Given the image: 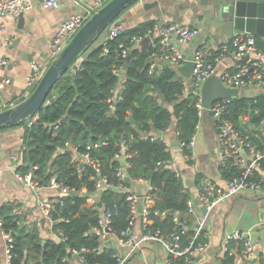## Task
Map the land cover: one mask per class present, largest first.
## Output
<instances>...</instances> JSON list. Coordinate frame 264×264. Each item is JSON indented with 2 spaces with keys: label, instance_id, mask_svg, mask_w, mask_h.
Returning <instances> with one entry per match:
<instances>
[{
  "label": "trees",
  "instance_id": "1",
  "mask_svg": "<svg viewBox=\"0 0 264 264\" xmlns=\"http://www.w3.org/2000/svg\"><path fill=\"white\" fill-rule=\"evenodd\" d=\"M153 26L152 21L140 22L122 28L113 38L99 41L103 29L82 51L92 46L91 50L84 57L78 55L60 76L47 96L50 101L42 104L36 112L38 115L20 120L25 125V135L17 170L25 172L32 166L39 184L47 185L54 175L57 181L77 194H63L54 202L51 216L54 219L52 228L59 232L57 238L42 237L37 225L25 222L24 216L12 211L11 200L0 204L1 228L9 232L13 240L9 264H69V259L75 255L72 249L82 247L85 250L75 255L83 257L81 264H117L119 254L113 246V238L106 245L93 234L94 227L99 225L101 207L114 206L116 212L110 216L109 230L114 239L123 237L131 219V192L111 185L100 192V206L98 203L86 205V201L96 193L94 185L99 175H105L110 184L119 181L116 168L122 164L114 154L119 150L121 139L128 144L130 153L129 164L125 167L129 179H123L122 184L127 187L139 178L149 181L148 192L153 204L148 208L151 222L146 227L166 236L173 229V216L178 214L182 218L185 214L191 196L184 189L178 170L162 163L171 159L164 137H141L142 133L164 131L174 118L176 136L183 152H187L185 143L194 135L199 120L195 97L183 93L184 82L175 68L163 65L149 72L150 54L156 48L151 43L140 47L130 43L133 36H144ZM254 36L256 45L264 51V41ZM126 45H129V52L122 58L120 51ZM120 63H124L121 97L110 107L107 100L117 81L114 66ZM230 98L225 116L246 140L260 148L262 140L258 134L264 132V94H238ZM246 114L253 128L244 123L242 117ZM67 139L79 151H87L98 161L99 173L91 165H84L80 172L75 169L73 153L63 149ZM97 140L104 143L87 148L91 141ZM259 165L264 166V157L259 159ZM220 168L227 179L240 174V169L230 162ZM259 174L255 169L252 176L255 178ZM169 209L173 212L169 213ZM186 223L189 224L187 220ZM193 233L194 229L188 227L184 243ZM203 234L201 230L196 242L207 240ZM2 251L0 241V263ZM232 262V255L226 252L223 264Z\"/></svg>",
  "mask_w": 264,
  "mask_h": 264
},
{
  "label": "crops",
  "instance_id": "2",
  "mask_svg": "<svg viewBox=\"0 0 264 264\" xmlns=\"http://www.w3.org/2000/svg\"><path fill=\"white\" fill-rule=\"evenodd\" d=\"M228 1L136 0L120 13L119 17L122 19L120 25L122 29L135 26L140 22L152 21L154 23L150 34L152 38L157 37L158 29L170 22L194 27L196 32L188 41L180 42L175 35L170 37L171 43L182 54L183 60L179 64H183L185 61L194 59L197 48L204 46L211 51H216L220 44L231 39L226 36L224 21L220 18V9ZM31 3L32 6L24 11L21 17L7 15L4 18L5 30L0 34V56L7 59V64L0 67V73L7 76L9 82L0 95V111L18 103L28 95L31 88L27 86V76L32 70L31 62L37 61L44 72L46 55L55 31L63 20L78 9L74 7L72 0H60L58 8L44 6L41 0H31ZM106 33L107 29L98 37L99 41L106 38ZM239 33L243 32L234 29L233 36ZM144 35L149 36L147 32ZM258 37L264 41L263 37ZM242 61L243 57L226 54L216 60V71L235 69ZM159 64V68L163 65H171L175 68V65L166 61ZM181 78L185 85L191 81L182 76ZM258 93L264 94L250 85L238 87L239 95L254 96ZM242 119L245 124L253 128L250 126L247 114ZM30 120L27 121L30 123ZM175 122L176 119L173 118L169 123L171 128L164 130L162 136L170 144V165L178 170L184 189L195 204L194 212L185 213L183 218L189 222L188 226L191 229L199 227L200 231H204L203 236L207 238L205 247L196 251L185 264H223L226 252L233 257V262L230 264H264V187L241 190L216 202L210 209H205L200 198L201 179L208 178L221 187H225L227 182V178L221 173L220 153L213 118L207 110L202 117H199L193 135L194 156L191 160L184 158L180 144H174V140L178 139ZM251 132L256 134L257 131ZM24 135L25 125L20 120L0 128V204L7 200H11L14 205L22 204L26 209L22 214L25 222L37 225L36 221L39 220L40 224L37 226L40 235L57 238L59 233L55 232L52 224L42 217L37 202L38 199H49L55 202L63 193L58 188L42 184L32 189L15 177V172L18 171V165L22 160L21 146ZM258 137L260 141L262 140L260 144L262 148L264 132L259 133ZM242 151L249 157L254 156V152L247 151L245 148ZM257 171L264 172V166L258 165ZM148 187L147 180L134 179L129 186L123 188L137 195L138 203H142V195L146 190L148 192ZM149 204H153V200ZM86 205H91L89 198ZM131 228L135 239L139 240L143 235V228L138 213L134 215ZM235 229L242 231L254 244L249 256L242 254L243 243L237 239L229 242V250L222 248L225 236ZM112 238L117 253L121 257H126L123 264H166V250L156 239L141 240L137 247L131 249L129 245L119 244L113 235L107 240L111 243ZM0 241L3 249L1 235ZM69 264H81V262L77 256L73 255L69 259Z\"/></svg>",
  "mask_w": 264,
  "mask_h": 264
},
{
  "label": "built area",
  "instance_id": "3",
  "mask_svg": "<svg viewBox=\"0 0 264 264\" xmlns=\"http://www.w3.org/2000/svg\"><path fill=\"white\" fill-rule=\"evenodd\" d=\"M60 0H41L44 6H51L58 8ZM108 0H72L75 9L65 20H63L57 30L55 31L51 43L50 49L46 55L45 68L51 63V61L59 54V52L66 46L76 31L83 25V23L91 17V15L100 7H102ZM140 1V0H138ZM32 6L31 0H0V34L5 30L4 18L7 15L18 16L24 11L28 10ZM121 30L120 23L116 22V19L112 20L107 25L106 38H113ZM196 32V29L190 25H181L176 22H170L160 29H158V35L155 38L151 37V29L148 30L150 42L156 49L152 51L149 59V72H154L159 67V63L166 61L172 65L179 64L182 60V54L177 47L171 43V35H175L180 42L188 41ZM146 36V35H144ZM144 36H133L130 43L134 45L138 44ZM10 40V39H9ZM106 47L104 48V50ZM217 51H211L207 47L201 46L195 50L194 53V66L192 70V78L188 85L184 84V94H191L195 97V105L198 110L199 117H202L204 111H209L216 130V138L219 147V163L220 166H225L228 162L240 169V174L235 175L227 179L226 186L221 187L211 181L208 178L201 179L200 183V198L205 209H210L216 202L225 199L231 195H234L244 189H261L264 187V172L253 178L254 170L259 165V159L264 157V144L263 147L258 149L249 140H246L241 133L234 127L233 122L225 116L231 101V96H224L217 98L213 101L210 108L206 109L201 101L200 85L209 76L217 74L219 79L227 86L230 87H241L244 85H250L255 87L258 91L264 93V51L256 45V38L251 33H239L233 36L229 41L220 44ZM129 52V45L123 46L120 51L122 58L126 57ZM230 54L233 57H243V61L235 69H226L221 72L216 71L215 62L220 57ZM7 64V59L0 56V67ZM78 65V63H76ZM31 71L27 76V86L34 88L38 83L42 70L40 64L37 61L31 62ZM73 67V66H72ZM124 63L114 66V73L117 75L116 84L111 88L112 95L108 98L110 107H114V104L120 99V90L123 87L124 80ZM9 78L0 73V95L4 87L8 84ZM50 98L47 97L44 101L48 103ZM38 113H35V116ZM34 116V117H35ZM33 117V118H34ZM32 118V119H33ZM31 121V120H30ZM171 127L167 125L165 128L169 130ZM163 132V131H162ZM150 135L151 139L158 136L155 133H142L141 137ZM104 143L103 140L91 141L87 148L98 147ZM195 143L194 136L185 143L187 152H184V158L191 160L193 158L192 147ZM180 144V142H179ZM119 150L114 154V157L119 158L122 156L125 160V164L116 168V175L118 182L110 184L108 178L105 175H99L95 180V192L89 197L91 204L95 205L100 200V192L106 187L113 185L117 189L123 188L122 180L127 177L125 167L129 164L127 157L130 156L128 151V144L124 139L119 142ZM165 147L167 150L170 149V144L165 141ZM256 147V148H255ZM254 152V156H247L243 153L242 149ZM63 149L70 150L73 153V165L77 171H81L84 165H91L99 173L98 161L92 158L87 151H79L77 146L74 145L70 140H65ZM250 160V162H248ZM164 164L171 163L170 159L162 161ZM33 168L29 167L25 172L16 171L15 177L27 185L28 187L35 189L38 187L39 182L36 180L33 174ZM141 179V178H139ZM49 186L60 189L63 194L69 193L70 189L63 185L60 181H57L55 176L52 175L49 179ZM143 202L141 203V211L137 209V203L139 197L133 193L129 195L131 204V219L129 226L124 231L123 237H117V241L122 245H129L131 249H134L139 245L141 240L156 239L164 246L166 250V264H185L190 257L196 252L202 250L206 242H196V237L200 233V228L194 229V233L188 238L187 243H184L183 237L188 229V224L185 218H181L178 214L173 216L174 226L170 233L166 236L158 233V231L151 232L146 225L149 223V202L153 200V197L149 192H144L142 195ZM38 208L42 213V217L49 223H53L54 219L51 216V209L54 207V202L49 199H38ZM195 210V204L192 198L187 200V210L185 213H193ZM12 211L16 214H24L26 209L22 204H15ZM116 212L114 206L103 205L101 207L99 225L94 227V232L101 241H105L110 238L111 232L109 230L108 223L110 216ZM159 213L158 210L154 211ZM138 213L141 217L143 235L139 240H136L132 233V223L134 215ZM36 224L39 225L40 221L37 220ZM2 218L0 216V235L3 239V258L0 264H9L10 248L12 235L2 230ZM59 233V232H58ZM240 240L243 243L242 254L249 256L253 251L254 244L245 236L243 232L239 230H233L228 233L222 245L224 250H229V242L231 240ZM85 248L72 249L75 255H79ZM80 262L83 261V257L80 255ZM126 258V257H125ZM124 257L118 255L117 264H123L125 261Z\"/></svg>",
  "mask_w": 264,
  "mask_h": 264
},
{
  "label": "water",
  "instance_id": "4",
  "mask_svg": "<svg viewBox=\"0 0 264 264\" xmlns=\"http://www.w3.org/2000/svg\"><path fill=\"white\" fill-rule=\"evenodd\" d=\"M134 1L136 0H108L102 7L97 9L46 67L32 91L23 100L0 111V128L35 114L41 108L60 76L75 62L77 56L86 45L112 20L116 19L117 23H121L120 13ZM21 16L22 13L18 15V17ZM220 18L224 21L225 34L228 38L233 37L234 29L264 38V0H229L224 7H221ZM149 42L150 37L144 36L134 46H142ZM193 66L194 61L189 60L183 64L175 65V70L185 79H191ZM235 95H238V88L225 85L217 74L207 77L201 84V101L206 109L210 108L213 101L217 98ZM263 125L264 122L262 123ZM151 133L162 136L163 132L154 130ZM174 144L179 145V140L175 139ZM118 159L122 165L125 164L122 156ZM126 179L128 180L129 177L127 176ZM69 193L71 195L77 194L74 190H70ZM84 195H86L85 192ZM98 205H101L100 200ZM137 209L139 212L141 211L140 202L137 205ZM168 212L172 213L173 209H169ZM239 232L241 231L239 230ZM93 234L96 235L95 232ZM109 243V240L105 241L106 245Z\"/></svg>",
  "mask_w": 264,
  "mask_h": 264
},
{
  "label": "rangeland",
  "instance_id": "5",
  "mask_svg": "<svg viewBox=\"0 0 264 264\" xmlns=\"http://www.w3.org/2000/svg\"><path fill=\"white\" fill-rule=\"evenodd\" d=\"M106 29H107V26L104 28V30L102 31V33H105L106 32ZM101 33V34H102ZM100 34V35H101ZM91 48H92V46H90V47H88V48H86V50H84V51H82L80 54H79V56H80V58L81 57H84L90 50H91ZM60 53V52H59Z\"/></svg>",
  "mask_w": 264,
  "mask_h": 264
},
{
  "label": "bare ground",
  "instance_id": "6",
  "mask_svg": "<svg viewBox=\"0 0 264 264\" xmlns=\"http://www.w3.org/2000/svg\"><path fill=\"white\" fill-rule=\"evenodd\" d=\"M241 242V241H240Z\"/></svg>",
  "mask_w": 264,
  "mask_h": 264
}]
</instances>
